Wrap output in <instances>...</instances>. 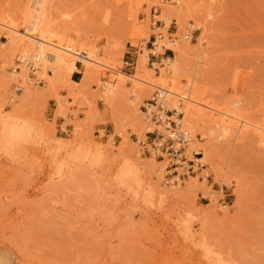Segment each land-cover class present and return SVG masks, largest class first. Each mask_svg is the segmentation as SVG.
I'll return each instance as SVG.
<instances>
[{
    "label": "rangeland",
    "instance_id": "374dc122",
    "mask_svg": "<svg viewBox=\"0 0 264 264\" xmlns=\"http://www.w3.org/2000/svg\"><path fill=\"white\" fill-rule=\"evenodd\" d=\"M27 1L0 0V21L20 25L14 11ZM50 1L58 20L87 35L109 67H94L88 76L78 62L71 80L81 84L50 81L42 75L47 76L48 67L33 72V62L24 65L21 55L10 62L14 42L23 37L0 26V115L20 108L44 129L41 138L9 152L0 143V264H218L220 258L226 264H264V147L259 138L249 131L233 146L213 145L196 132L190 150L202 151L207 144L211 160L181 185L169 184L166 163L140 144L153 137L142 133L139 120L144 129L149 122L139 117L155 88L141 93L130 79L121 93L106 98L97 85L99 80L117 82L118 72L111 68L128 77L167 81L161 72L154 76L151 67L159 68L174 53L164 47L163 55L153 56L154 42L165 33L171 41L192 33L190 24L199 23L193 11L210 0ZM179 2L184 5L180 17L165 30L163 17ZM216 9L206 60L199 64L203 102L224 109L240 101L241 115L264 126V0H217ZM200 34H194V49ZM145 50L149 63L143 69L138 61ZM128 67H136L135 73ZM25 71L36 94L30 100L22 87ZM178 79L186 88L182 75ZM151 126V131L158 128ZM98 146L137 165L140 186L118 185L101 175L110 177L108 171L92 169L88 159L75 173L66 176L65 169L58 174L70 153ZM144 164L160 169V180ZM195 182L196 192L182 190L175 196L171 191ZM155 186L169 196L150 197L149 188ZM204 238L213 253L200 246Z\"/></svg>",
    "mask_w": 264,
    "mask_h": 264
},
{
    "label": "bare ground",
    "instance_id": "6f19581e",
    "mask_svg": "<svg viewBox=\"0 0 264 264\" xmlns=\"http://www.w3.org/2000/svg\"><path fill=\"white\" fill-rule=\"evenodd\" d=\"M208 3L204 9L193 11L196 18L194 21L199 23L196 25L190 24L191 28L194 29L193 31H201L198 37L200 43L197 48H192L194 38L190 37L192 35L190 32L186 33V35H189L188 37L185 35L183 38L175 41L169 40L165 33V36H159L154 42L156 51H153V55H163L165 53L164 47L169 48L174 53V58L163 59V64L159 68L151 67L154 70V76L159 78L158 74L161 72V74L167 77V81H164L165 79L158 83L147 81L141 74L128 77L121 71L111 68L118 72L117 82L115 84H103L99 80L97 85L103 86L104 89L101 93L106 98L121 93L125 89L126 82L130 79L134 81L136 89L141 93L154 87L155 92L153 95L157 93L169 111L177 112V114L173 113L174 117L171 120L179 122L181 131L185 132L189 137V145L191 143L194 144L195 139H197L195 134L198 131L201 132L203 138L207 139L213 145L226 144L231 146L242 140L245 133L252 131L259 138L261 146L264 147V126L254 124L241 115L240 101H232L224 109L216 108L203 102L205 92L201 89L199 82L204 69L199 64L206 60L207 47H205V44L210 37L208 36V32L213 29L211 18L216 14L217 0H210ZM182 7L184 5H181L179 2L176 10L171 11L163 17L166 25L165 30L168 29L172 18L177 19L180 17ZM14 14L17 20H20V25L24 27L25 32H21L20 25L15 24L13 21H0L1 27L23 37L18 40L12 38L14 41L16 40L14 42L16 53H12L10 57L11 63L15 55H21L18 58L21 63L25 65L26 63L30 64L33 62L31 67H34L36 72L43 71V67H48V73L51 72L53 75L47 73L46 76L45 71L42 72V75L48 77L50 81L51 79H57V81L63 83L70 82L71 85L81 84L71 80V76L77 71L76 65L78 62L82 63L88 76L94 75L96 72L94 67H109L101 59L99 49L89 40L87 35H83L77 29L75 30L71 24H66L58 20V16H55L51 11L50 0H28L22 7L14 11ZM63 17L65 19L68 18L67 15ZM192 58L195 59L194 67L190 65ZM148 63L149 53L145 50V53L140 56L138 66L144 69ZM178 75H182L183 80L185 79L187 81L186 88L185 86H181L182 80L178 79ZM21 77L23 79L22 87L24 89L25 100H30L36 95L32 89L33 84L27 76L26 71ZM12 80L17 79L14 77ZM4 86L7 88L8 83H4ZM183 102L185 103L183 104ZM202 109L210 110L211 115H207ZM140 112L141 116L139 118H142V111ZM62 113L64 114V111ZM178 114H181L182 117L179 120L177 119ZM148 122L149 124L144 129V124L139 120V128L145 136L151 131V124H155L151 120ZM43 133L44 129L40 128L32 119H27L26 115L23 114V110H20V108L14 109L11 114L0 115V143L8 152L28 142L32 137L41 138L44 135ZM61 147L59 145L58 148L61 149ZM196 151H199L202 156L199 159L201 164L203 161L207 162L211 160V149L207 144L202 145V151ZM188 152L191 156L192 151L190 148H188ZM87 159L92 169H104L111 173L112 175L110 177L105 176V174L101 175L114 180L118 185L126 186L134 190L141 184L137 165L126 159L122 160L119 155H113L101 146L95 147L92 152L77 150L70 153L59 164L58 174L63 176L65 169L68 170L66 176L69 173H75ZM144 166L151 175H156L158 180H160V169H154V166L150 164H144ZM157 171L159 172L158 174ZM203 179L206 182L207 176L204 175ZM182 190L196 192L198 186L195 182V184H187L184 188L175 187L171 189L175 196ZM148 195L150 197L160 195L167 198L169 193L167 194L155 186L149 188ZM200 246L207 250L209 254L213 253L209 250L205 238L200 243ZM218 264L226 263L220 258Z\"/></svg>",
    "mask_w": 264,
    "mask_h": 264
},
{
    "label": "built area",
    "instance_id": "2783aa9c",
    "mask_svg": "<svg viewBox=\"0 0 264 264\" xmlns=\"http://www.w3.org/2000/svg\"><path fill=\"white\" fill-rule=\"evenodd\" d=\"M195 32L197 31H193L190 37L194 38ZM31 70L36 72L34 67H31ZM141 111L145 120H151L158 128L147 133L153 136L150 141L147 138V142H140V144L145 148L149 147V153L154 155L158 161L166 163L167 183L177 185L187 178L194 177L203 168L199 162L201 155L199 151L193 150L192 158H190L189 137L181 131L179 122L171 120L174 117L173 113L177 114V112L169 111L157 93ZM180 117L181 114H178L177 119H181Z\"/></svg>",
    "mask_w": 264,
    "mask_h": 264
},
{
    "label": "crops",
    "instance_id": "0c3cea01",
    "mask_svg": "<svg viewBox=\"0 0 264 264\" xmlns=\"http://www.w3.org/2000/svg\"><path fill=\"white\" fill-rule=\"evenodd\" d=\"M126 70H127V71H131V72L134 74V72H135V67H131V68L128 67Z\"/></svg>",
    "mask_w": 264,
    "mask_h": 264
}]
</instances>
